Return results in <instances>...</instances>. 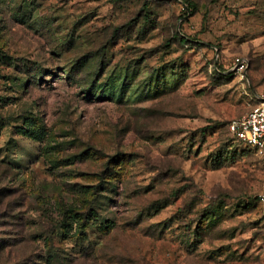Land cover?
<instances>
[{"label":"rangeland","instance_id":"1","mask_svg":"<svg viewBox=\"0 0 264 264\" xmlns=\"http://www.w3.org/2000/svg\"><path fill=\"white\" fill-rule=\"evenodd\" d=\"M263 92L264 0H0V264H264Z\"/></svg>","mask_w":264,"mask_h":264},{"label":"built area","instance_id":"2","mask_svg":"<svg viewBox=\"0 0 264 264\" xmlns=\"http://www.w3.org/2000/svg\"><path fill=\"white\" fill-rule=\"evenodd\" d=\"M238 72L244 79L248 62L244 59L237 60ZM258 103L252 110L232 121L229 132L234 139L249 147L264 162V92L257 96ZM264 201V194L262 195Z\"/></svg>","mask_w":264,"mask_h":264},{"label":"trees","instance_id":"3","mask_svg":"<svg viewBox=\"0 0 264 264\" xmlns=\"http://www.w3.org/2000/svg\"><path fill=\"white\" fill-rule=\"evenodd\" d=\"M187 6L189 7V8H195L196 6H195V4H193L192 2H190V1H188L187 2ZM184 40V39H183ZM230 75H233V73H231ZM235 140V139H234ZM238 142V141H237ZM239 144H241V145H244V144H242V143H240V142H238ZM245 146V145H244ZM247 147V146H246ZM247 148H249V147H247ZM250 149V148H249ZM250 150H252V149H250ZM253 151V150H252Z\"/></svg>","mask_w":264,"mask_h":264}]
</instances>
